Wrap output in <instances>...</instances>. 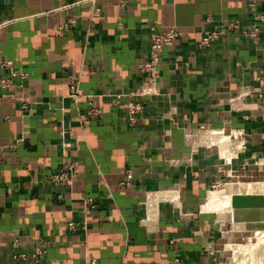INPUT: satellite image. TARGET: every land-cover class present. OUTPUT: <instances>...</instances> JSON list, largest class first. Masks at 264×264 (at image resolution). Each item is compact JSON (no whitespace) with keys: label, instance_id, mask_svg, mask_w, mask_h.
I'll use <instances>...</instances> for the list:
<instances>
[{"label":"crops","instance_id":"0c3cea01","mask_svg":"<svg viewBox=\"0 0 264 264\" xmlns=\"http://www.w3.org/2000/svg\"><path fill=\"white\" fill-rule=\"evenodd\" d=\"M249 2L264 11V0H0V79L4 61L28 75L0 87V264H222L227 244L264 231V192L236 191L264 183L253 160L239 171L245 158L264 157V33L253 43L230 32L197 48L208 16L249 29ZM171 27L182 36L163 50L157 93L140 99L128 125L126 101L109 103L147 79L138 65L150 29ZM90 105L101 110L95 119ZM233 131L246 134V150L227 165L239 148ZM70 162V186L48 183ZM127 169L131 184L120 187ZM170 192L175 203L146 207ZM85 197L95 201L87 216Z\"/></svg>","mask_w":264,"mask_h":264},{"label":"built area","instance_id":"2783aa9c","mask_svg":"<svg viewBox=\"0 0 264 264\" xmlns=\"http://www.w3.org/2000/svg\"><path fill=\"white\" fill-rule=\"evenodd\" d=\"M94 0H84V2H90ZM83 2V1H81ZM248 13L252 22V26L249 29H245L242 27L239 19L232 18L226 20H219L217 22L210 16L206 17L205 22L207 24V28L203 31L200 39L197 42V48L199 50H205L210 48L215 42L220 40L223 36L230 32H238L241 36L246 39L251 40L253 43H257L261 33H264V11H261L257 8L255 2H249L247 4ZM99 12V9H95L93 15L96 16ZM68 27V23L60 24L57 27L58 31H63ZM182 36V32L175 27L168 28L166 30H157L155 28H151L149 31V54L146 61L140 63L138 65V71L142 74H147L148 77L143 82V84L127 93L116 94L113 99L110 101V106H119L123 101H126V123L128 125H134L137 121V115L142 111L143 106L140 102V99L144 96H152L157 93V81L160 77V69L159 64L162 58V53L165 48L172 47L176 41ZM1 67L7 71V75L0 79V87L4 91H9L10 89L19 86L21 87V82H24L28 75L21 69L17 68L11 61H4L1 63ZM20 82L19 84L17 82ZM66 84L68 86V98L71 100H75L79 93V76L76 73L70 72L66 76ZM15 99L20 103V108L22 110L27 109V100L22 97V95H12ZM17 96V97H16ZM101 114V110L97 107H90L87 110V116L90 119H95ZM232 138L233 144L239 145L237 151H235V155L231 157L229 160L223 158V161L227 165H231L232 160L238 159L239 155L244 153L246 150V134L243 131H233L229 135ZM253 160V164L256 167H262L264 170V157H257L256 155H252L249 158H245L243 163L240 166L239 171L247 170L249 165V161ZM77 168V163L70 162L64 163L61 166V169L52 174L49 177L48 183H50L54 187L65 186L68 187L72 183L74 171ZM236 172V171H235ZM233 171L229 170L227 177L235 178L237 183H239L240 175H235ZM133 173L130 169L124 171L123 179L119 183L120 187H126L131 184ZM221 183H214L211 188L217 189L219 188ZM159 201H168L170 203H175V195L172 192L168 194H164L160 198H158L153 204H147L146 207H153L156 209V203ZM83 206V213L85 216L89 215L91 209L95 207V201L92 198H82L81 199ZM69 229H73L75 224L69 223ZM171 244L174 242L171 241ZM45 254L44 250H40L35 254H32L31 259L38 261ZM21 259H26L27 256L24 254H17V256ZM94 263V261H91Z\"/></svg>","mask_w":264,"mask_h":264},{"label":"bare ground","instance_id":"6f19581e","mask_svg":"<svg viewBox=\"0 0 264 264\" xmlns=\"http://www.w3.org/2000/svg\"><path fill=\"white\" fill-rule=\"evenodd\" d=\"M225 136V135H224ZM227 145V144H226ZM224 146V145H223ZM222 154V153H221ZM236 191L241 192H264V183L248 182L239 183L236 185ZM240 195V194H238ZM245 195V194H244ZM259 195V194H258ZM234 196V195H233ZM260 196V195H259ZM236 197V196H235ZM241 197V195H240ZM248 197V196H247ZM245 197V198H247ZM244 198V200H245ZM242 199V198H241ZM243 200V199H242ZM257 200V199H256ZM261 200V199H260ZM259 200V201H260ZM243 202V201H242ZM250 202V200H249ZM216 203V202H215ZM218 203V202H217ZM245 203V202H244ZM253 203V202H252ZM255 204V203H254ZM209 205V204H208ZM233 205V204H232ZM242 204L241 206H243ZM250 205V204H249ZM252 205V204H251ZM257 205V201L256 204ZM238 206V205H237ZM236 207V206H235ZM248 207V206H247ZM251 209V208H250ZM255 209V208H254ZM210 210V209H209ZM247 210V209H246ZM245 211V210H244ZM251 211V210H250ZM248 212V211H247ZM246 212V213H247ZM232 213V212H231ZM238 213V212H236ZM250 215L249 213H247ZM238 216V214H237ZM248 225V224H247ZM252 225V224H251ZM250 225V227H251ZM259 226V225H258ZM249 228V227H246ZM251 229V228H250ZM254 240L248 239L247 244H229V249L232 252L233 264H264V231L256 232ZM234 241V239H233ZM227 246V247H228ZM226 248V247H225Z\"/></svg>","mask_w":264,"mask_h":264},{"label":"rangeland","instance_id":"374dc122","mask_svg":"<svg viewBox=\"0 0 264 264\" xmlns=\"http://www.w3.org/2000/svg\"><path fill=\"white\" fill-rule=\"evenodd\" d=\"M251 240H254L253 239V236H252V239ZM248 242V239H244V240H238V241H235V244H238V245H245L247 244ZM229 244H227L225 247L226 250H229V252L227 253L226 255V258L223 260V263L222 264H233V256H232V252L230 251L229 249ZM228 246V247H227Z\"/></svg>","mask_w":264,"mask_h":264}]
</instances>
